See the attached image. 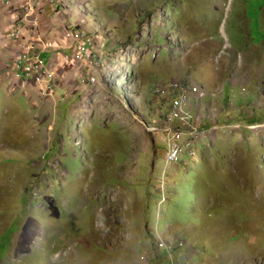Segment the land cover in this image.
<instances>
[{"label": "rangeland", "instance_id": "374dc122", "mask_svg": "<svg viewBox=\"0 0 264 264\" xmlns=\"http://www.w3.org/2000/svg\"><path fill=\"white\" fill-rule=\"evenodd\" d=\"M58 4L0 0V264H170L162 236L195 264H264V0ZM76 26L98 66H64ZM33 43L52 94L19 77ZM189 74L208 135L168 168L153 88Z\"/></svg>", "mask_w": 264, "mask_h": 264}, {"label": "built area", "instance_id": "2783aa9c", "mask_svg": "<svg viewBox=\"0 0 264 264\" xmlns=\"http://www.w3.org/2000/svg\"><path fill=\"white\" fill-rule=\"evenodd\" d=\"M58 1L45 0L46 3L53 4V7L57 6ZM76 27L71 31L75 50H72L70 56L66 55V61L73 64L79 59L82 63L92 62L98 66L100 61L98 62V56L95 53V39L87 31ZM34 45L37 43L30 44L28 50L17 57L19 77L26 82H33L46 91L49 89L52 94L56 89L57 77L53 70L57 72V65L47 64L43 59V55L47 52L43 53L41 49H34ZM49 47L53 49L54 45L49 44ZM87 82L95 84L96 80L88 78L83 81V84L85 85ZM194 82L189 74L183 79H172L168 84H156L153 88L155 98L161 101L164 107L167 106V114L163 115L162 126L159 124L153 130L162 135L167 146L166 163L168 168L180 164L181 159L185 156L194 159L198 154L201 140L208 135L207 127L204 126L206 120L199 116V112L202 110L199 96L203 90ZM251 127L252 125L249 129ZM154 253L157 259L166 253L168 255L167 263L170 264H195L192 261L197 257L196 251H191L190 243L179 236L178 238L162 236L160 240H156Z\"/></svg>", "mask_w": 264, "mask_h": 264}, {"label": "crops", "instance_id": "0c3cea01", "mask_svg": "<svg viewBox=\"0 0 264 264\" xmlns=\"http://www.w3.org/2000/svg\"><path fill=\"white\" fill-rule=\"evenodd\" d=\"M33 2V1H32ZM64 6H61L60 4H58L57 5V7H51L50 9H49V11H51V13L52 12H55L56 11V13L59 11V13H61V10H62V8H63ZM46 55H48V54H46ZM65 55V54H64ZM45 56V55H44ZM56 58H59V56H55V55H52L51 57H50V60H55ZM60 58L62 59V61H65L66 62V58H65V60H64V58H63V56L61 57V55H60ZM59 64L61 63V62H58ZM63 64V63H62ZM67 65V66H66ZM64 66H66V67H70V66H72V64H69V63H67L66 62V64L64 65ZM60 68H62L61 66H60ZM208 119V118H207ZM209 121V119L208 120H206V122H208ZM199 253V252H198ZM197 253V257L199 256V254Z\"/></svg>", "mask_w": 264, "mask_h": 264}, {"label": "trees", "instance_id": "16d2710c", "mask_svg": "<svg viewBox=\"0 0 264 264\" xmlns=\"http://www.w3.org/2000/svg\"><path fill=\"white\" fill-rule=\"evenodd\" d=\"M171 6V5H170ZM249 124H255V123H249Z\"/></svg>", "mask_w": 264, "mask_h": 264}, {"label": "clouds", "instance_id": "9594fccd", "mask_svg": "<svg viewBox=\"0 0 264 264\" xmlns=\"http://www.w3.org/2000/svg\"><path fill=\"white\" fill-rule=\"evenodd\" d=\"M252 125H254V124H252ZM249 126H251V124H249Z\"/></svg>", "mask_w": 264, "mask_h": 264}]
</instances>
